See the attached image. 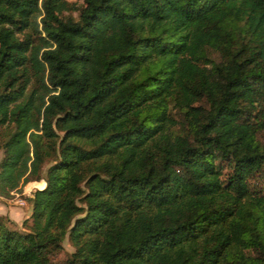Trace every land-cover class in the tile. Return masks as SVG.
Instances as JSON below:
<instances>
[{
	"label": "trees",
	"instance_id": "16d2710c",
	"mask_svg": "<svg viewBox=\"0 0 264 264\" xmlns=\"http://www.w3.org/2000/svg\"><path fill=\"white\" fill-rule=\"evenodd\" d=\"M41 178L0 264H264V0H0V197Z\"/></svg>",
	"mask_w": 264,
	"mask_h": 264
},
{
	"label": "rangeland",
	"instance_id": "374dc122",
	"mask_svg": "<svg viewBox=\"0 0 264 264\" xmlns=\"http://www.w3.org/2000/svg\"><path fill=\"white\" fill-rule=\"evenodd\" d=\"M69 2H72L73 4H75L76 6H79L81 5L82 3V0H67ZM73 15H75V13H73ZM46 165H44L42 167V173L41 175H43V172H44V169H45ZM257 184L259 183H255L254 185H256L257 187L260 188V186H258ZM43 186V178H41L40 180L38 181H29L27 183H25L22 187H21V192H13V194L8 198V199H4L2 197H0V203H3L5 200L9 201L13 206H16V207H19L20 210L22 212H26V208H28L27 210V213H29L30 211V206H29V203L26 202V200L24 199L25 197H28V196H31L32 192L35 190V189H39ZM18 199H23L24 200V204L22 205H19L17 203H14L15 200H18ZM26 213V214H27ZM29 215V214H28ZM24 216V215H22ZM6 220V226H8L9 228H15V229H18V230H22L23 229V226H22V222L24 219L26 218H23L20 222L19 225H15L12 221H10L7 217L3 216ZM62 244V247H63V251L62 253L58 256L59 260L61 261L62 259H64L65 256H67L71 251H72V246L70 245V243L68 242L67 240V237L65 236L61 242Z\"/></svg>",
	"mask_w": 264,
	"mask_h": 264
},
{
	"label": "crops",
	"instance_id": "0c3cea01",
	"mask_svg": "<svg viewBox=\"0 0 264 264\" xmlns=\"http://www.w3.org/2000/svg\"><path fill=\"white\" fill-rule=\"evenodd\" d=\"M27 210L28 208H26V212H22L19 207L13 206L8 200L0 203V216L7 217L15 225H19L21 220L28 216Z\"/></svg>",
	"mask_w": 264,
	"mask_h": 264
},
{
	"label": "built area",
	"instance_id": "2783aa9c",
	"mask_svg": "<svg viewBox=\"0 0 264 264\" xmlns=\"http://www.w3.org/2000/svg\"><path fill=\"white\" fill-rule=\"evenodd\" d=\"M14 203L22 205V204H24V200L23 199H18V200H15Z\"/></svg>",
	"mask_w": 264,
	"mask_h": 264
},
{
	"label": "bare ground",
	"instance_id": "6f19581e",
	"mask_svg": "<svg viewBox=\"0 0 264 264\" xmlns=\"http://www.w3.org/2000/svg\"><path fill=\"white\" fill-rule=\"evenodd\" d=\"M43 187H44V181H43V186L41 188H43Z\"/></svg>",
	"mask_w": 264,
	"mask_h": 264
},
{
	"label": "water",
	"instance_id": "95a60500",
	"mask_svg": "<svg viewBox=\"0 0 264 264\" xmlns=\"http://www.w3.org/2000/svg\"><path fill=\"white\" fill-rule=\"evenodd\" d=\"M44 181V180H43ZM44 185H45V181H44ZM39 189H41V188H39Z\"/></svg>",
	"mask_w": 264,
	"mask_h": 264
}]
</instances>
